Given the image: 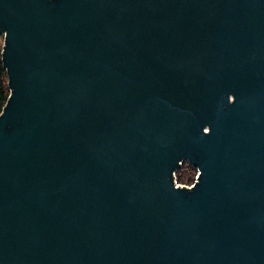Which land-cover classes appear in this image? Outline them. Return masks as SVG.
<instances>
[{
  "label": "water",
  "instance_id": "1",
  "mask_svg": "<svg viewBox=\"0 0 264 264\" xmlns=\"http://www.w3.org/2000/svg\"><path fill=\"white\" fill-rule=\"evenodd\" d=\"M0 34V264H264V0H0Z\"/></svg>",
  "mask_w": 264,
  "mask_h": 264
},
{
  "label": "trees",
  "instance_id": "2",
  "mask_svg": "<svg viewBox=\"0 0 264 264\" xmlns=\"http://www.w3.org/2000/svg\"><path fill=\"white\" fill-rule=\"evenodd\" d=\"M3 51L0 52V115L11 93L9 74L3 61ZM177 172L178 178L181 182H191L194 180L198 172V168L192 162L186 160L184 164L178 168Z\"/></svg>",
  "mask_w": 264,
  "mask_h": 264
},
{
  "label": "built area",
  "instance_id": "3",
  "mask_svg": "<svg viewBox=\"0 0 264 264\" xmlns=\"http://www.w3.org/2000/svg\"><path fill=\"white\" fill-rule=\"evenodd\" d=\"M185 161H186V160H183V161H182V165L184 164ZM182 165H181V166H182ZM177 170H178V169H177ZM177 170L174 172V174H175L174 179H175V184H176V186L181 185V186H189V187H192V186L195 184V182H196V180H197V178H198V176H199V172H198V174H197L195 180H193L192 182H181V181L179 180V178H178V174H177L178 172H177Z\"/></svg>",
  "mask_w": 264,
  "mask_h": 264
},
{
  "label": "rangeland",
  "instance_id": "4",
  "mask_svg": "<svg viewBox=\"0 0 264 264\" xmlns=\"http://www.w3.org/2000/svg\"><path fill=\"white\" fill-rule=\"evenodd\" d=\"M4 43H5V37L3 34H0V52L3 51ZM198 172H199V170H198ZM198 172H197V174H198ZM197 174H196V176H197ZM196 176H195V178H196ZM195 178H194V180H195Z\"/></svg>",
  "mask_w": 264,
  "mask_h": 264
}]
</instances>
